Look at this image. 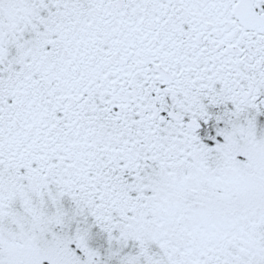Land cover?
<instances>
[{
  "label": "snow or ice",
  "instance_id": "obj_1",
  "mask_svg": "<svg viewBox=\"0 0 264 264\" xmlns=\"http://www.w3.org/2000/svg\"><path fill=\"white\" fill-rule=\"evenodd\" d=\"M0 264H264V0H0Z\"/></svg>",
  "mask_w": 264,
  "mask_h": 264
}]
</instances>
